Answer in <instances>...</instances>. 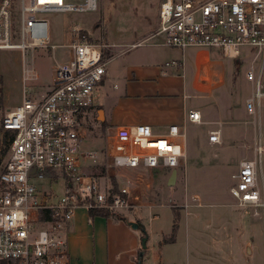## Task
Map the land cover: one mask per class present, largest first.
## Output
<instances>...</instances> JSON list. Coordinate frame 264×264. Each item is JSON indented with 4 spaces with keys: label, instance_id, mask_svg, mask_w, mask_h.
I'll return each mask as SVG.
<instances>
[{
    "label": "built area",
    "instance_id": "obj_1",
    "mask_svg": "<svg viewBox=\"0 0 264 264\" xmlns=\"http://www.w3.org/2000/svg\"><path fill=\"white\" fill-rule=\"evenodd\" d=\"M17 7L19 27L14 29ZM97 9L98 0H0V51L23 53L47 46L46 14ZM71 33V42L65 45L67 61L52 64L47 92H33L26 84L36 81L37 74L24 69L22 102L1 119L3 131L13 137L0 166V262L66 264V233L77 209L113 214L138 207L135 192L140 198L149 195V183L142 173L175 170L185 160V124L169 125L160 134L142 124L121 127L113 133L105 151L83 148L95 91L106 73L108 60L103 59V53L109 46L77 25ZM153 38H159L164 47L182 52L217 49L226 59H237L240 48H249L264 62V0H163L157 27L146 40ZM261 70L256 74L251 65L245 74L254 84V93L244 105L248 115H255L264 99ZM201 120L197 111L186 113L188 123L201 124ZM208 142L221 143L219 129L209 132ZM254 154L261 166L264 143L260 137ZM102 157L119 169L132 171L134 187L114 189L111 184H101L102 178L89 170L97 167ZM54 174L61 175L66 184L58 201L42 194L38 186ZM232 179L229 195L235 204L261 208L264 220V192L260 193L257 186L256 162L243 160ZM146 207L151 210L156 204L149 202ZM182 207L186 210L188 205Z\"/></svg>",
    "mask_w": 264,
    "mask_h": 264
},
{
    "label": "rangeland",
    "instance_id": "obj_2",
    "mask_svg": "<svg viewBox=\"0 0 264 264\" xmlns=\"http://www.w3.org/2000/svg\"><path fill=\"white\" fill-rule=\"evenodd\" d=\"M162 1L98 0L95 12L46 14L47 46L23 53L0 51V120L6 110H13L22 102L24 69H32L38 77L26 85L36 94L47 92L52 64L67 61L65 45L71 42L74 25L93 39L106 43L110 55H117L106 65L109 79L102 89L95 92L96 106L117 107L120 96L121 106H124L131 99L124 96L127 82L125 66H142L153 61L165 66L164 62L172 64L176 59L181 60L180 53L159 45V38L146 40L156 29V17ZM13 27H19V7L13 15ZM139 42L140 46L130 48ZM51 46L55 48L51 49ZM239 51L238 62L220 59V67L225 72L224 83L221 89L213 91L209 100L187 98L188 108H195L198 102L205 101L208 110L201 124L187 123L185 160L175 169L176 174L171 177L173 169L143 172L149 183V195L140 198L135 192L139 197L134 201L138 207L109 213V217L139 222L143 226L147 242L142 264H264L261 208L238 207L229 195V188L234 183L232 176L243 160L256 162L257 186L260 193L264 192V155L259 166L254 154L259 137L264 143V99L255 115L244 112L245 100L254 93V84L246 80L245 74L251 65L256 74L260 73L263 59L249 48H240ZM106 52L109 58V52ZM184 61L188 66V56L185 55ZM261 82L264 91V67ZM97 115L98 112H93L88 117L91 121L86 132L88 138L83 142V148L88 151H105L113 135V132L101 129L99 121L103 116L101 112ZM217 129L221 132V143L214 145L208 142V135ZM154 132L162 133L156 129ZM3 135L4 132L0 131V166L9 150ZM98 163L89 172L101 177V184L113 186L115 182L117 187L134 185L132 171L115 167L106 157L99 158ZM41 184L40 191L52 195V201H58L64 195L66 184L59 174L48 176ZM149 202L156 207L149 210L145 206ZM190 204L200 206L181 209V206ZM185 211L189 213L186 216ZM173 214L179 218L174 241L164 243L172 234ZM119 222L123 232L119 230L118 240L110 248V264H137L143 231L132 230L125 222ZM110 227H114L112 223ZM247 243L254 250L249 261L245 260L243 253ZM115 255H118L117 259Z\"/></svg>",
    "mask_w": 264,
    "mask_h": 264
},
{
    "label": "crops",
    "instance_id": "obj_3",
    "mask_svg": "<svg viewBox=\"0 0 264 264\" xmlns=\"http://www.w3.org/2000/svg\"><path fill=\"white\" fill-rule=\"evenodd\" d=\"M156 21L158 22V14ZM169 50L181 55V60L172 61V66L165 67L153 61L146 62L142 66L124 67L127 79L124 96L131 98L124 106L120 103L121 96L117 100V107L108 109L104 106H96L94 100V107L89 116L93 112L96 114L98 112L97 117L100 112L102 113L103 120L99 121V124L103 131L108 130L114 133L121 127L142 124L152 127L153 131L156 129L163 133L169 125H187L186 113L189 110L199 112L203 121L208 110L205 101L198 102L195 108H188L186 101L189 97L197 98L198 101L209 100L214 90L221 89L225 72L220 67V59L224 57L217 49H188L190 51L184 52L171 48ZM108 52L107 63L117 56L110 55L111 52ZM121 53L119 52V55ZM185 55L190 60L188 66L184 61ZM261 66L264 67L263 61ZM107 74L106 70L103 81L97 89L104 87L109 79ZM135 97L142 99H134ZM38 186L42 187V184ZM191 206L197 205L190 204L188 208ZM187 214L189 213L185 211V216ZM119 220L125 222L123 218L91 217L88 211L77 209L66 233V264H110V248L117 242L119 230L122 231ZM111 223L114 226L112 229ZM243 253L245 260L249 261L254 250L247 243ZM117 257L118 255H115V259Z\"/></svg>",
    "mask_w": 264,
    "mask_h": 264
},
{
    "label": "trees",
    "instance_id": "obj_4",
    "mask_svg": "<svg viewBox=\"0 0 264 264\" xmlns=\"http://www.w3.org/2000/svg\"><path fill=\"white\" fill-rule=\"evenodd\" d=\"M106 54H107V52L105 51L103 53V59L107 58ZM1 84L2 83H1V77H0V85ZM0 131H3L2 126H1V120H0ZM3 136L6 139V145L9 146V143H10L13 135L8 133V132H4ZM113 187H114V189H117V185L115 184V182L113 183ZM89 215L91 217L101 216V217L109 218L110 214L107 211H103V210H91V211H89ZM178 220H179L178 216L176 214H173L172 234H171V237L168 240H164V243H172L174 241V233H175V231H176V229L178 227V224H177ZM0 264H12V262L11 261H2V262H0Z\"/></svg>",
    "mask_w": 264,
    "mask_h": 264
},
{
    "label": "water",
    "instance_id": "obj_5",
    "mask_svg": "<svg viewBox=\"0 0 264 264\" xmlns=\"http://www.w3.org/2000/svg\"><path fill=\"white\" fill-rule=\"evenodd\" d=\"M174 174H176V170L172 171L171 177H173ZM124 220H125L126 225L128 227H130L132 230L141 229L143 231V238H142V241H141V250H140V253H139L138 259H137V264H142L141 259L143 257V252L146 249L147 235H146V233L144 231L143 226L139 222L128 221L127 219H124Z\"/></svg>",
    "mask_w": 264,
    "mask_h": 264
}]
</instances>
